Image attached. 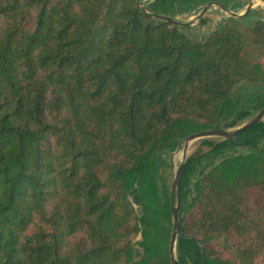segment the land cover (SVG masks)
Returning <instances> with one entry per match:
<instances>
[{
  "label": "trees",
  "instance_id": "1",
  "mask_svg": "<svg viewBox=\"0 0 264 264\" xmlns=\"http://www.w3.org/2000/svg\"><path fill=\"white\" fill-rule=\"evenodd\" d=\"M145 3L0 0V264H171L163 152L231 114L264 23L199 41L146 14L190 16L197 0ZM263 169L264 149L181 184L179 264H264Z\"/></svg>",
  "mask_w": 264,
  "mask_h": 264
},
{
  "label": "rangeland",
  "instance_id": "2",
  "mask_svg": "<svg viewBox=\"0 0 264 264\" xmlns=\"http://www.w3.org/2000/svg\"><path fill=\"white\" fill-rule=\"evenodd\" d=\"M207 1L209 0H197V2H199L200 4H206L208 3ZM139 2L146 4V0H139ZM250 2H252V8L249 12L250 16L246 17L245 19L230 18L228 14L221 11L217 7L213 8L210 12L205 14L198 22L195 21V19L197 16L196 14L199 10L196 11V13H192L190 16H175V19L183 23L194 22V25L196 26H190L191 31L188 33L186 32V34L195 37L199 41H204V38L206 36L216 30H219L222 27H229L230 29L236 30L239 33H244L249 30L257 21H261L264 23V3L258 0H234L227 9L228 11H231L232 13H235L237 15L243 14ZM177 6L178 4L171 5V9L168 11V13H165L162 16L174 14L175 12H177V10H175ZM199 8H202V6H200ZM244 53L248 61L255 67V74L257 79L255 82L242 81L240 84L233 88L230 94V98L233 103L231 114L226 115L224 118L220 119L217 123V126H219L216 129L234 131L242 125L248 123L251 119L256 116V114L262 109V107L264 108V101H262L264 99V47L255 48L252 46H247L244 49ZM242 114H245V117L238 120L237 118ZM232 124L234 126H231ZM260 124H264V119L260 122ZM202 131H198L193 134ZM189 136L180 138L177 141L175 148L170 151L163 152L162 158L166 159L167 166L162 170H159L155 177V184L159 197H161V185L164 181V178H167L169 196L171 194L172 177L174 171L182 160V150L177 152V149L180 143ZM243 140L245 139H240L238 141L230 142L227 144L223 139H208L192 142L189 145L187 151V159L185 161V165L187 162L189 166L188 174L186 175V180L182 184L184 186V188L182 187V192L184 190H192L193 184L197 180L201 179L203 174L205 175L210 172L223 160L234 157H241L253 160L259 157L260 151L264 149V129L257 130L254 135H249V147H246L247 149H240L241 146L239 144H241ZM204 142L220 144V146L218 149L213 150L210 145ZM262 179H264V169L262 173ZM135 210L138 214H140V207H136ZM216 241H218L221 245L227 244L226 242H222L223 240ZM139 242L141 241H135V239L132 242L133 249L136 251L140 250V247L138 246ZM138 261L139 257L135 256L133 258V262Z\"/></svg>",
  "mask_w": 264,
  "mask_h": 264
},
{
  "label": "water",
  "instance_id": "3",
  "mask_svg": "<svg viewBox=\"0 0 264 264\" xmlns=\"http://www.w3.org/2000/svg\"><path fill=\"white\" fill-rule=\"evenodd\" d=\"M158 0H146V2H156ZM260 2L264 3V0H258ZM202 8L197 9V16L195 21H199L205 14L210 12L213 8H218L221 11L225 12L230 16V18L234 19H245L246 17L250 16L249 12L252 8V2L249 3L248 7L246 8L245 12L243 14H235L232 13L231 11H228L221 3L217 1H210L206 4H201ZM199 6V7H200ZM196 13V12H195ZM148 16L152 17L153 19L170 24L173 26H192L195 27L194 22H189V23H183L180 22L179 20H176L175 18H172L170 16H159V15H151L146 13ZM210 35V34H209ZM208 36L205 37L207 39ZM264 119V108L261 109L256 116L251 119L248 123L242 125L241 127L237 128L234 131H226L224 129H214V130H207V131H202L196 134H193L189 136L188 138L184 139L178 149L177 152L182 150V160L179 163L178 167L174 171L173 177H172V184H171V194H170V211H171V221H172V231H171V236H170V241H169V257L171 264H179L178 258H177V240L178 238H186L185 235L182 234L181 232V227H180V219H179V213H180V192H181V184H182V176H183V170H184V165L185 161L187 159V151L188 147L192 142L198 141V140H208V139H223V140H228L231 139L239 134H242L244 132L249 131L251 128H253L255 125H257L259 122H261ZM131 205L133 206L134 209L136 207H139L135 205L132 200L130 201ZM136 211V210H135ZM141 234H142V229L140 228V232L135 239V241H141ZM195 242L201 246V243L197 240ZM202 248V247H201ZM204 252L202 251V264H204Z\"/></svg>",
  "mask_w": 264,
  "mask_h": 264
},
{
  "label": "flooded vegetation",
  "instance_id": "4",
  "mask_svg": "<svg viewBox=\"0 0 264 264\" xmlns=\"http://www.w3.org/2000/svg\"><path fill=\"white\" fill-rule=\"evenodd\" d=\"M262 101H264V99L262 100ZM264 103V102H263ZM262 109H263V107H262ZM258 124H260V122L258 123ZM256 126V125H255ZM255 126L253 127V128H251L250 129V131H247V132H244V133H242V134H239V135H237V136H235V137H233V138H231V139H228L227 140V142H226V144L227 143H230V142H234V141H238V140H240V139H245V140H243V142L241 143V144H239L241 147H240V149H247L246 147H249V140H248V137H249V135L250 134H252V135H254L255 134ZM225 144V145H226ZM224 145V146H225ZM262 151V150H261ZM260 151V152H261Z\"/></svg>",
  "mask_w": 264,
  "mask_h": 264
},
{
  "label": "bare ground",
  "instance_id": "5",
  "mask_svg": "<svg viewBox=\"0 0 264 264\" xmlns=\"http://www.w3.org/2000/svg\"><path fill=\"white\" fill-rule=\"evenodd\" d=\"M258 4V3H257Z\"/></svg>",
  "mask_w": 264,
  "mask_h": 264
}]
</instances>
